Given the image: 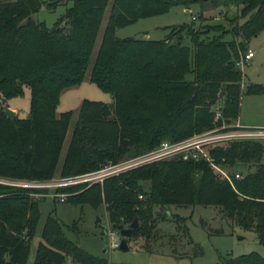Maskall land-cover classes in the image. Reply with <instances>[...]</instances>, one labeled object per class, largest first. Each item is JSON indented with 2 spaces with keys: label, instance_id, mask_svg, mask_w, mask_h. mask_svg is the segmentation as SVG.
<instances>
[{
  "label": "trees",
  "instance_id": "1",
  "mask_svg": "<svg viewBox=\"0 0 264 264\" xmlns=\"http://www.w3.org/2000/svg\"><path fill=\"white\" fill-rule=\"evenodd\" d=\"M48 28L33 15L41 0H0V95L11 99L30 90L25 117L8 118L0 108V175L50 179L72 117L55 113L61 91L82 82L105 8L110 12L90 69V81L112 96L109 107L84 99L64 153L63 178L95 172L141 155L162 141H180L213 129H234L242 74L235 61L248 41L264 29V0H71ZM200 6L198 17L219 7H234L231 28L201 24L171 26L159 40L119 38L117 28L166 13L174 5ZM54 4H47L48 9ZM240 18H246L239 23ZM187 36L188 42L184 41ZM261 86L249 87L259 92ZM222 98L216 117L214 108ZM224 127L222 128V126ZM215 163L252 165L231 181L220 178L205 160L173 158L143 164L101 181L60 186L72 204L103 205L112 225L138 227L132 237L151 235L153 207L215 206L240 229L253 231L264 247V145L231 140L208 150ZM41 188L0 184V264H25L40 219ZM181 219H183L181 217ZM49 213L42 225L32 264H125L92 255L69 239ZM221 233L222 231H217ZM222 264H264L250 252Z\"/></svg>",
  "mask_w": 264,
  "mask_h": 264
},
{
  "label": "rangeland",
  "instance_id": "2",
  "mask_svg": "<svg viewBox=\"0 0 264 264\" xmlns=\"http://www.w3.org/2000/svg\"><path fill=\"white\" fill-rule=\"evenodd\" d=\"M12 1V0H6ZM41 9L33 15L38 22H43L46 27L51 28L55 22L64 15L66 8L72 4L71 0H41ZM47 4H54L48 9ZM200 6L191 4L188 7L174 5L166 13L139 19L130 25L117 28L115 34L119 38L134 37L139 39H163L169 33V27L189 25L192 27L205 25H223L231 28V17L238 13L234 7H219V9L204 12L206 21L198 17ZM110 12V1L107 4L99 27V32L92 52L91 64L97 51L100 39L107 23ZM196 19L192 20L191 17ZM246 18H240L239 23ZM184 41L188 42L185 35ZM247 47L254 51V56L248 62L240 66L242 74L241 97L238 116L235 120L244 127L264 128V29L256 37L251 38ZM91 64L87 68L82 82L70 86L61 91L59 103L55 113L58 116L65 111H71L72 117L69 123L67 134L63 143L57 170L47 180L50 184L44 187L45 191L32 198L39 202L40 219L37 231L31 240L30 250L25 264H32L36 247L41 240L40 231L46 216L51 213L66 226V236L76 242L83 249L92 255L104 257L109 262L125 264H222L229 258L242 254L257 252L264 257V247L258 242L253 231L240 229L230 219L224 217L220 209L215 206H171L170 211L165 212L160 207H153L149 229L151 235L131 237L128 239V249L122 250L119 247L110 249L107 245V233L111 230L103 205L93 208L88 204H72L66 200L59 202L57 188L55 186L63 180L59 174V167L62 163L71 132L77 119L81 102L84 99L100 101L112 107L113 99L109 93L101 91L96 84L89 79ZM261 86L259 92H249V87ZM30 90L23 86V94L11 99H4L0 95V108L10 107L15 111V116L23 118L29 110ZM223 103L220 98L214 108H221ZM232 123V122H231ZM231 127H233L231 125ZM264 145V138L258 139ZM212 145L209 146V148ZM130 159V158H127ZM264 162V152L262 156ZM228 174L239 172L245 174L253 171L252 165L227 164L219 165ZM118 174V173H115ZM113 174L107 175L111 176ZM0 177L11 178V176L0 175ZM11 179H24L12 177ZM26 180V179H24ZM94 180V179H93ZM181 217L183 219H181ZM100 218V222L97 221ZM106 225L104 240H101L100 226ZM222 231L218 233L217 231ZM104 243V246H102ZM64 264H77L69 257Z\"/></svg>",
  "mask_w": 264,
  "mask_h": 264
},
{
  "label": "built area",
  "instance_id": "3",
  "mask_svg": "<svg viewBox=\"0 0 264 264\" xmlns=\"http://www.w3.org/2000/svg\"><path fill=\"white\" fill-rule=\"evenodd\" d=\"M192 20L196 17L192 16ZM254 56V51L249 48L246 52L235 61V66L240 68V66ZM221 116V113L216 108V117ZM231 127V125H229ZM224 125L222 126V128ZM234 129L221 130L213 129L200 134L193 135L189 138L180 141H162L155 148L138 155L136 157L123 160L115 165H110L104 169L85 173L81 175H76L73 177L63 178L55 186H65L83 182H96L101 181L104 177L110 174L119 173L127 169L137 167L143 164H147L159 160H169L173 158H182L183 160H205L213 168L214 172L222 179H227L231 181V174L224 171L219 165L215 163L209 155V146L221 145L225 142L231 140H258L264 138V128H249L244 126H233ZM232 127V128H233ZM235 178L242 177L239 172L233 173ZM94 179V180H93ZM1 185L15 186L20 188H44L50 186V184L43 181L36 180H22V179H11L7 177H0ZM59 202H64L67 198V194L58 193L57 194ZM107 233V232H106ZM107 245L110 249L118 248L120 243V234L117 230L111 227V230L107 233Z\"/></svg>",
  "mask_w": 264,
  "mask_h": 264
},
{
  "label": "water",
  "instance_id": "4",
  "mask_svg": "<svg viewBox=\"0 0 264 264\" xmlns=\"http://www.w3.org/2000/svg\"><path fill=\"white\" fill-rule=\"evenodd\" d=\"M4 114L8 118H13L15 116V111L12 110L8 106H4ZM97 221L100 222V218H97ZM138 227V219L135 217L133 221L129 224V226L124 227L123 225H112V228L117 230L121 236L120 238V243H119V248L122 250H127L128 249V239L132 237L133 231ZM100 236L101 240H104L105 234H106V225H101L100 226ZM102 246H104V243H102Z\"/></svg>",
  "mask_w": 264,
  "mask_h": 264
},
{
  "label": "crops",
  "instance_id": "5",
  "mask_svg": "<svg viewBox=\"0 0 264 264\" xmlns=\"http://www.w3.org/2000/svg\"><path fill=\"white\" fill-rule=\"evenodd\" d=\"M263 31V30H262ZM116 35V34H115ZM101 40V39H100ZM232 126H243L242 124H239L238 122L236 121H232V123L230 124ZM34 259V258H33Z\"/></svg>",
  "mask_w": 264,
  "mask_h": 264
}]
</instances>
